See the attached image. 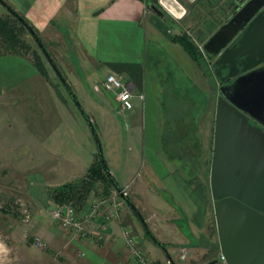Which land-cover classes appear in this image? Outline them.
<instances>
[{"label": "crops", "instance_id": "0c3cea01", "mask_svg": "<svg viewBox=\"0 0 264 264\" xmlns=\"http://www.w3.org/2000/svg\"><path fill=\"white\" fill-rule=\"evenodd\" d=\"M4 1L26 18L40 37L68 46L67 57L72 61L69 72L75 73H70L71 83L65 81L81 108L88 104L100 118L98 125L103 126L110 141L104 154L108 172L117 185L113 188L127 191L125 197L119 194L121 207L106 229L100 227L112 204V194L90 195L77 208L82 213L90 211L95 202L101 203L87 225L88 237H78L89 248L87 255H92L91 261L84 264H132L123 235L125 226L138 236L148 256L150 250L154 252L155 261L162 262L156 246L162 245L166 263L185 252L181 264H227L219 259L221 251L212 242L217 223L210 189L211 167L207 184L200 178V151L196 146L202 112L205 115L210 110L207 98L199 95L202 85L197 80L198 72H205L213 81L207 73L211 72L208 61L201 64L178 40L182 35L180 26L189 23L187 7L177 1L186 10L177 18L181 11L173 3L169 4L174 11L171 13L158 0L164 17L154 13L145 0ZM185 1L188 6L203 2ZM220 26L210 24L206 29L215 32ZM213 32L205 36L200 30L199 36L204 34L206 43ZM108 73L122 77L135 92L144 95L142 100L134 99L133 108L123 115L103 93L102 82ZM37 76L22 57L0 56V94L21 82H39ZM44 87L43 83L36 85L35 91L40 93ZM45 101L50 110L45 117L17 120L16 151L21 158L30 157L32 166L47 163L46 169L33 170L29 180L53 188L84 176L97 153L90 145L86 149L87 136L76 133L71 127L73 120L61 117L60 106ZM84 113L91 124L97 123L94 115ZM213 117L215 120V113ZM24 124L32 128L24 131ZM38 194L33 187L27 191L37 220L46 204ZM48 204L56 205L51 200ZM138 214L142 218L146 214L143 220L161 245L146 235Z\"/></svg>", "mask_w": 264, "mask_h": 264}, {"label": "rangeland", "instance_id": "374dc122", "mask_svg": "<svg viewBox=\"0 0 264 264\" xmlns=\"http://www.w3.org/2000/svg\"><path fill=\"white\" fill-rule=\"evenodd\" d=\"M148 1L149 0H146V2ZM200 1H197V3ZM247 1L248 0H203V2L201 1L198 4L194 3V6H186L187 11H189L186 19H189V23L180 26V32L183 36L191 40L195 47L198 46L197 44L204 45L205 42L202 39L204 34H201L202 36L200 37L199 31H203L205 36L209 35L214 30L206 29L208 25L211 24L213 27L222 25ZM0 16L12 20L2 4H0ZM13 24L19 34L20 40L18 43L19 46L16 48L17 52H6L4 47L6 44L4 43L3 45L0 38V56L15 55L22 57L28 66L36 70L38 73L36 80L40 81L38 82L33 79V81L21 82L19 85H15L10 89H4L3 94H0V264H84V262L91 261L90 257H92V255L89 256L86 253L89 248L84 244V240L74 237L70 230L54 221L50 214L53 207H50L48 200L53 201L51 193L54 187H43L40 183H37L36 180L33 182L29 180L33 172L37 169L40 171L46 169L47 163L43 164V161H41L42 163L39 167L36 165L32 166L30 157L21 158V156H17L16 147L19 143V141L16 140L17 120L21 119L25 122L32 117H38L39 119L42 118V116L45 117L50 111L45 100L56 102L60 106L59 112L62 111L61 117L70 120V122L73 120V126L71 127L76 130V133L87 136L88 139L84 141L86 142V149L90 145V148H94L96 153L101 151L104 161V153L110 141H108L106 137L107 132L104 133L102 129L103 126L98 125L100 118L94 114L88 104L84 103L82 104L84 111L89 115H94L97 121V123L93 122L92 125L88 122L71 100L52 66L49 64L31 35L17 22L13 21ZM41 40L58 69L61 71L63 78L68 84L71 83L70 73L74 74L75 72H69L72 70V61L67 57L66 51L68 46L64 43H50L49 38L46 36L41 37ZM196 49L199 53V61L201 64L203 63V65H205L204 61H208L211 72L207 73L213 81V83L209 81L205 72H198L199 79L197 80H200L201 84H199V86L202 85V87H199L200 98L203 99L206 97V101H208L210 107V110L205 111V115L203 112L201 115V135H199L200 162L198 161L201 171L200 178L208 184L207 173L210 168L213 148V114L215 113L214 108H216V100L220 96L218 88L221 82L215 75L213 69V57L206 54L207 58H204L203 53L198 48ZM36 52L41 58L45 70L44 74L40 73L35 66ZM209 58L212 60H209ZM42 83L45 84V87L39 89L40 93H37V91H35V86L41 85ZM194 94L197 95L196 92ZM69 104L71 110L67 109ZM24 126V131L32 128V125L24 124ZM96 156L97 154H95L93 159L95 162L97 161ZM32 187L34 190L38 189L39 199L46 202L41 210V218L38 220L35 218L36 212L31 205V200H29L27 196V191L31 190ZM116 191L117 190H115L113 186L105 181L95 178L90 184L89 189L87 187V193H85L84 189L81 191L77 189L74 196L71 198L72 200L70 199L68 202H71L78 208L90 195L92 197H100L109 193L112 194ZM172 212L170 213V217ZM209 215L211 217L210 219L213 220L211 211ZM167 216L169 218V215ZM145 217L146 214L143 215V219ZM152 231L155 235H158L156 237L160 239L159 232L153 227ZM213 233V245L216 246V249H219L217 231L214 230ZM163 238H161V241L165 243L166 238ZM211 244L212 243H210V245ZM156 246H158L160 250V260L162 261L160 263L181 264L180 258H175L173 256L171 258L172 262L169 261V263H166L167 254L164 247H159V245ZM167 249H169L168 246ZM83 252L84 254H82ZM171 254L173 253L171 252ZM149 256L154 259V252L150 250Z\"/></svg>", "mask_w": 264, "mask_h": 264}, {"label": "water", "instance_id": "95a60500", "mask_svg": "<svg viewBox=\"0 0 264 264\" xmlns=\"http://www.w3.org/2000/svg\"><path fill=\"white\" fill-rule=\"evenodd\" d=\"M158 1L171 13L169 4L173 3L181 11L177 18L186 11L178 0ZM148 7L165 16L161 6L149 2ZM205 50L213 57L215 75L223 82L216 101L210 172L219 250L227 264H264V132L248 122L252 117L264 125V0L245 2L208 38ZM52 67L91 124L64 78ZM221 72L226 75L220 77ZM103 93L116 106L111 94L105 89ZM240 125L256 129V136L244 135L247 130L240 132ZM99 154L103 161L101 151Z\"/></svg>", "mask_w": 264, "mask_h": 264}, {"label": "built area", "instance_id": "2783aa9c", "mask_svg": "<svg viewBox=\"0 0 264 264\" xmlns=\"http://www.w3.org/2000/svg\"><path fill=\"white\" fill-rule=\"evenodd\" d=\"M198 49L203 53L204 58L206 52L202 44H197ZM102 87L112 93L113 99L116 102V110L118 114L123 115L133 108V100H142L144 95L140 92H135L130 82L124 80L122 77L113 73H108L103 82ZM119 194L123 197L127 195L126 189L117 190L112 193L109 200L112 202L111 206L107 209L104 215V221L101 224L102 229H106L108 222L117 215L119 208L121 207V200ZM101 204V203H100ZM100 204H92L90 211L79 213L77 207L71 202H67L63 205L56 204L51 209V216L58 224L70 230L74 237H88L87 225L93 217V213L98 210ZM125 244L129 253L130 262L132 264H162L158 261L150 258L143 250L141 242L138 236L133 232L129 226H125L123 230ZM180 259L185 258V252H182L179 256ZM219 259L225 261V256L220 253Z\"/></svg>", "mask_w": 264, "mask_h": 264}, {"label": "trees", "instance_id": "16d2710c", "mask_svg": "<svg viewBox=\"0 0 264 264\" xmlns=\"http://www.w3.org/2000/svg\"><path fill=\"white\" fill-rule=\"evenodd\" d=\"M178 1L181 4H183L185 7L188 6V3L185 0H178ZM149 2L155 4L157 7L160 8L157 0H149L148 2H146L147 6H148ZM0 3H2L4 5L6 11L8 12V14L10 16V18L14 22H17L23 29L26 30V32L28 34L31 35V37L36 42L37 46L40 48V50L42 51V53L44 54V56L48 60L49 64L51 66H55L57 68V70L59 71V73L61 74V71L58 69L54 60L51 58L49 51L47 50L46 46L42 42L41 37L38 33V30L26 18H24L21 14L16 12L11 6H9L4 0H0ZM12 20H9L8 18L0 16V38H1L3 45H4V43L6 44L4 46L5 51L9 52V53L17 52L16 48H17V46H19L18 43L20 42L19 34H18L17 30L15 29ZM178 40L183 44V46L185 47L187 52H189V54L194 59L200 60L199 53H198L196 47L194 46L193 42H191V40H189L188 38H186L183 35L179 36ZM35 66L40 73L44 74L45 70L43 68L41 58L37 54V52L35 53ZM61 76H62V74H61ZM196 146L200 148V142L199 141L196 142ZM96 157H97V161L96 162L93 161L90 164V166L87 169V172L83 178H81L80 180L72 181V182H66V183L60 184V185L53 188L51 195H52V200L56 204L63 205L66 202H68V200H70L74 196L77 189L80 191L84 189L85 193H87V187L89 189L90 184L94 181L95 178L100 179L102 181H105L106 183H108L111 186L116 185L112 176L108 172V169L106 167L104 159L102 161V158H101L99 152L97 153ZM145 233H146V235L150 236L147 231ZM150 237L155 242L160 244V242H158V240H155V237L153 235Z\"/></svg>", "mask_w": 264, "mask_h": 264}, {"label": "flooded vegetation", "instance_id": "af4514ba", "mask_svg": "<svg viewBox=\"0 0 264 264\" xmlns=\"http://www.w3.org/2000/svg\"><path fill=\"white\" fill-rule=\"evenodd\" d=\"M261 65H264L261 64ZM260 65V66H261ZM226 75V72H221V76L220 77H224ZM228 82V80H226ZM224 81V82H226ZM223 82H221L222 84ZM217 101V100H216ZM248 122L252 125V126H258L261 127L262 132H264V125L260 124L256 119L252 118V117H248ZM245 129L247 130V132H245ZM244 131L245 133H243L244 135H248L251 134L253 136H256V129L254 128H245L243 125H240V132ZM213 135L215 136V120H214V124H213ZM264 135V134H263ZM214 136H213V148H212V157H211V162H210V167L212 166V160H213V150H214ZM264 139V138H263Z\"/></svg>", "mask_w": 264, "mask_h": 264}]
</instances>
